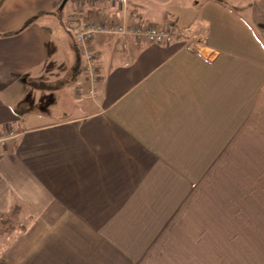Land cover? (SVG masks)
I'll return each mask as SVG.
<instances>
[{
  "label": "crops",
  "instance_id": "crops-1",
  "mask_svg": "<svg viewBox=\"0 0 264 264\" xmlns=\"http://www.w3.org/2000/svg\"><path fill=\"white\" fill-rule=\"evenodd\" d=\"M67 1L0 6V264H264V0L97 34L94 84L63 17L153 18Z\"/></svg>",
  "mask_w": 264,
  "mask_h": 264
},
{
  "label": "built area",
  "instance_id": "built-area-1",
  "mask_svg": "<svg viewBox=\"0 0 264 264\" xmlns=\"http://www.w3.org/2000/svg\"><path fill=\"white\" fill-rule=\"evenodd\" d=\"M82 7H93L97 2L107 1L111 5L125 6L127 0H71ZM66 22V29L69 31L74 43L79 48L82 59V70L86 73V78L92 84L97 81L95 74L96 54L90 47L92 39L97 34L109 33L116 36L124 35L133 39V43H138L141 38H145L148 42L158 44H168L173 38L169 32V27L158 28L152 23L142 24L140 21H128L122 18L120 22L114 18L106 20L104 16H100L97 12L83 14L80 18H69ZM16 137V133L6 128L0 133V148H4L9 139Z\"/></svg>",
  "mask_w": 264,
  "mask_h": 264
},
{
  "label": "rangeland",
  "instance_id": "rangeland-1",
  "mask_svg": "<svg viewBox=\"0 0 264 264\" xmlns=\"http://www.w3.org/2000/svg\"><path fill=\"white\" fill-rule=\"evenodd\" d=\"M129 0H127L128 2ZM137 6H143V8L150 14L151 23L156 25L158 28H167V24L163 20V12L171 11L175 13H182L189 10L190 3L192 0H132ZM226 2L227 6L240 13L242 3H246L248 0H223ZM71 1H67L64 7V11L68 10ZM128 4V3H127ZM148 15V14H147ZM248 14L244 15L247 16ZM8 222V221H7ZM13 222L6 223V228H12Z\"/></svg>",
  "mask_w": 264,
  "mask_h": 264
},
{
  "label": "trees",
  "instance_id": "trees-1",
  "mask_svg": "<svg viewBox=\"0 0 264 264\" xmlns=\"http://www.w3.org/2000/svg\"><path fill=\"white\" fill-rule=\"evenodd\" d=\"M57 13L59 14L60 17H63V11H62V7L60 9L57 10ZM39 15V14H38ZM36 16H31L29 19H27L22 26H26L28 25L29 23H31L34 19H35ZM70 17L67 15L65 17H63V21H66L68 20ZM166 24L168 25L169 27V32L170 34L172 35V38L173 39H180L181 37V33L179 31V27H178V19L176 17H173L171 15H168L166 17ZM74 47H75V52H76V55H77V65H76V69H78V71L80 70L81 68V56H80V51H79V48L76 46V44H74ZM78 73V72H77ZM77 73H75L73 76V79L75 80L76 79V75Z\"/></svg>",
  "mask_w": 264,
  "mask_h": 264
},
{
  "label": "water",
  "instance_id": "water-1",
  "mask_svg": "<svg viewBox=\"0 0 264 264\" xmlns=\"http://www.w3.org/2000/svg\"><path fill=\"white\" fill-rule=\"evenodd\" d=\"M4 0H0V6L3 3ZM66 0H63L62 4L65 2Z\"/></svg>",
  "mask_w": 264,
  "mask_h": 264
}]
</instances>
